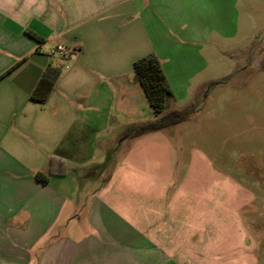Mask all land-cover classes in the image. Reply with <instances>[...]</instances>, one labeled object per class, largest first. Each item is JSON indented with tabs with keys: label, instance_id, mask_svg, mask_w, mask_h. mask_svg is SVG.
Masks as SVG:
<instances>
[{
	"label": "crops",
	"instance_id": "obj_1",
	"mask_svg": "<svg viewBox=\"0 0 264 264\" xmlns=\"http://www.w3.org/2000/svg\"><path fill=\"white\" fill-rule=\"evenodd\" d=\"M222 4L0 0V264H260L219 190L236 183L206 195L159 130L129 134L149 115L133 62L154 53L187 93L222 34ZM58 42L75 52L50 56ZM49 67L47 100H31ZM52 156L64 166L51 171Z\"/></svg>",
	"mask_w": 264,
	"mask_h": 264
},
{
	"label": "rangeland",
	"instance_id": "obj_2",
	"mask_svg": "<svg viewBox=\"0 0 264 264\" xmlns=\"http://www.w3.org/2000/svg\"><path fill=\"white\" fill-rule=\"evenodd\" d=\"M222 1V34L205 47L204 73L163 111L180 109L186 118L159 129L158 139L188 164L191 180L205 182L200 192L210 195L214 180L236 183L221 185V196L231 197L264 264V0ZM148 105L142 121L156 118Z\"/></svg>",
	"mask_w": 264,
	"mask_h": 264
},
{
	"label": "trees",
	"instance_id": "obj_3",
	"mask_svg": "<svg viewBox=\"0 0 264 264\" xmlns=\"http://www.w3.org/2000/svg\"><path fill=\"white\" fill-rule=\"evenodd\" d=\"M133 71L156 118L133 125L129 131L131 136L159 130L179 123L186 118V112L180 109H170L163 113L167 101L173 97V91L165 77L161 62L154 53L136 59L133 62ZM58 73L59 70L57 68H47L31 91L30 99L40 103L45 102L53 88ZM218 82L211 81L209 84H216ZM56 161L61 162L64 166L62 159L52 156L50 158L51 171L54 170L53 166ZM37 176L45 179V176L40 172L37 173Z\"/></svg>",
	"mask_w": 264,
	"mask_h": 264
},
{
	"label": "built area",
	"instance_id": "obj_4",
	"mask_svg": "<svg viewBox=\"0 0 264 264\" xmlns=\"http://www.w3.org/2000/svg\"><path fill=\"white\" fill-rule=\"evenodd\" d=\"M75 50L65 43L58 42L50 47L48 54L53 57L67 58L73 54Z\"/></svg>",
	"mask_w": 264,
	"mask_h": 264
}]
</instances>
